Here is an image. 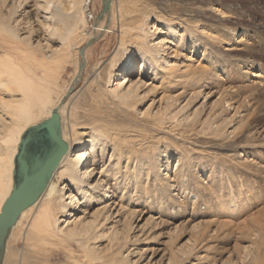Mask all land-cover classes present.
<instances>
[{
  "label": "bare ground",
  "instance_id": "bare-ground-1",
  "mask_svg": "<svg viewBox=\"0 0 264 264\" xmlns=\"http://www.w3.org/2000/svg\"><path fill=\"white\" fill-rule=\"evenodd\" d=\"M106 1L112 13L108 29L118 45L91 68V48L81 53L76 40L92 38L86 32L92 0H0V213L13 190L14 159L25 131L56 111L68 145L44 193L12 227L1 264H154L151 258L143 263V254L131 248L160 222L140 226L142 211L133 210V196L159 182L169 189L176 180L170 200L161 198L160 207L172 204L181 212L200 199L188 184L193 166L186 163L183 136L189 129L214 139L221 126L210 119L195 132L201 107L188 114L195 93L173 95L171 87L207 73L193 66L192 56L199 43L214 36L198 17L209 11L224 18L225 13L206 0H183L170 11L163 6L166 14L147 0ZM103 27L105 22L98 30ZM67 66L72 67L69 81L61 75ZM249 73L253 82L262 78ZM83 75L85 86L73 94ZM158 79L166 87L163 101L136 111V104L157 91ZM202 94L203 103L212 97L210 91ZM233 134L223 133V140ZM164 148L172 152L157 153ZM173 153L180 171L163 176ZM184 223L173 226L171 239H181ZM216 234L195 231L173 248L165 264H197L189 262L194 251Z\"/></svg>",
  "mask_w": 264,
  "mask_h": 264
},
{
  "label": "rangeland",
  "instance_id": "rangeland-1",
  "mask_svg": "<svg viewBox=\"0 0 264 264\" xmlns=\"http://www.w3.org/2000/svg\"><path fill=\"white\" fill-rule=\"evenodd\" d=\"M180 1L183 0H147V5L166 14L162 8L167 7L170 11ZM205 2L216 4L225 13L224 18L219 13L209 11L198 17L200 24L206 26L214 37L197 45L192 56L193 66L208 71L198 81L189 78V84H172L171 93H195L188 112L192 114L196 108L201 107L200 123L195 132L210 119L212 123L217 122L221 126L222 132L217 133L214 139H209L212 135H208V132L196 136L188 129V133L183 136L185 152L189 158L186 163L192 162L193 166L188 184L200 198L196 205L188 203L182 207L181 212L172 204L169 208L160 207L161 198L170 200L176 180L171 182L169 189L159 182L154 188L142 191L146 194L141 192L133 196V210L142 211L140 226L147 220L152 222L155 219L160 225L150 232L148 238L144 237L131 249L143 254V263L151 258L154 264H165L173 248L186 243L187 239L195 235V231L216 230L218 234L199 245L189 262L264 264V0ZM107 4L106 0H92L87 7L86 27V32L93 34L92 38L84 42L81 37L76 40L80 44L81 53L91 48V68L107 53L110 57L118 45L116 35L108 29L112 24V13ZM104 22L105 27L98 30ZM247 67L249 70L245 73L244 68ZM71 68L67 66V70L61 74L63 80H70ZM137 69H133V72ZM249 72H259L261 80L253 82L254 78ZM146 75L151 78L150 74ZM85 81L83 75L81 81L72 86L71 92L79 93ZM159 81L161 79L154 81L157 91L141 104H136V111L146 112L149 104L157 106L163 101L160 100L161 93H164L166 87ZM201 90L204 93L212 92V97L205 103L203 92H199ZM226 103L231 107L228 108ZM230 132L234 133L231 139L223 140L222 134ZM167 150L169 148L157 153H169ZM174 156L176 154L173 153L169 166L163 169V176L167 172L174 176ZM162 159L164 156H161ZM176 171L179 173L180 168L177 167ZM147 194L151 199L145 198ZM182 222H186L184 225L187 229L182 227L185 232L181 239H171V229Z\"/></svg>",
  "mask_w": 264,
  "mask_h": 264
},
{
  "label": "water",
  "instance_id": "water-1",
  "mask_svg": "<svg viewBox=\"0 0 264 264\" xmlns=\"http://www.w3.org/2000/svg\"><path fill=\"white\" fill-rule=\"evenodd\" d=\"M68 151L62 138L61 116H52L27 129L14 159L13 190L0 213V264L6 241L21 213L46 190L54 171Z\"/></svg>",
  "mask_w": 264,
  "mask_h": 264
}]
</instances>
